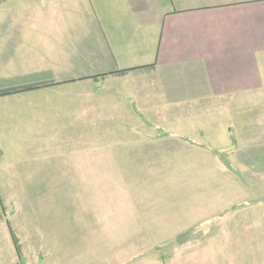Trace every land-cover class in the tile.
Listing matches in <instances>:
<instances>
[{
	"label": "crops",
	"instance_id": "obj_1",
	"mask_svg": "<svg viewBox=\"0 0 264 264\" xmlns=\"http://www.w3.org/2000/svg\"><path fill=\"white\" fill-rule=\"evenodd\" d=\"M48 82L0 99L27 98L44 121L40 96L64 97L61 111L99 143L84 159L107 138L168 148L178 164L189 147L195 169L221 170L223 220L264 214V0H9L0 6V89ZM110 249L113 264L130 262ZM206 263L214 260L196 264Z\"/></svg>",
	"mask_w": 264,
	"mask_h": 264
},
{
	"label": "rangeland",
	"instance_id": "obj_2",
	"mask_svg": "<svg viewBox=\"0 0 264 264\" xmlns=\"http://www.w3.org/2000/svg\"><path fill=\"white\" fill-rule=\"evenodd\" d=\"M50 96H40L44 121L36 120L39 112L27 98L19 104L0 99V264H113L114 247L128 264H264V214L238 219L237 228L238 220H223L220 168L195 169L189 147L177 153L178 164L168 148L147 152L146 143L129 137L104 139L102 153L87 152L84 159L86 146H99L82 137L92 128L61 111L64 97ZM126 146L135 150L126 153ZM202 155L217 162L214 154ZM206 196L218 202L207 206ZM192 242L199 246L174 245ZM226 242L233 249L222 250ZM160 243L168 245L145 250Z\"/></svg>",
	"mask_w": 264,
	"mask_h": 264
},
{
	"label": "trees",
	"instance_id": "obj_3",
	"mask_svg": "<svg viewBox=\"0 0 264 264\" xmlns=\"http://www.w3.org/2000/svg\"><path fill=\"white\" fill-rule=\"evenodd\" d=\"M7 1H9V0H0V6L5 4ZM130 70L131 69H129V70L125 69V70L118 71V73L123 74V73L130 71ZM101 76H104V75H101ZM52 84H55V82L34 83V84H27V85H22V86L13 87V88L0 89V97L12 95V94H17V93H21V92H25V91L35 90V89L42 88V87L52 85ZM2 154H3V152H2V149L0 147V158H1ZM1 206H2V208H4L2 203H1ZM8 227H9V232H10L12 242H13L15 250L17 252V256H18V258H22L20 245H19L17 237H16V235H15L14 231L12 230L9 223H8Z\"/></svg>",
	"mask_w": 264,
	"mask_h": 264
}]
</instances>
